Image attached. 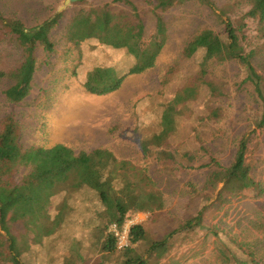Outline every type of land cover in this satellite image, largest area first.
I'll use <instances>...</instances> for the list:
<instances>
[{
    "label": "trees",
    "instance_id": "trees-1",
    "mask_svg": "<svg viewBox=\"0 0 264 264\" xmlns=\"http://www.w3.org/2000/svg\"><path fill=\"white\" fill-rule=\"evenodd\" d=\"M68 1L57 0L50 15L38 24H29L25 8L22 18L11 10L7 18L0 10V47L16 45L23 51L17 67L0 72V80L7 85L3 91L7 102L21 106L31 96L32 81L44 65L37 60L38 44L44 46L47 56L60 54L54 40L64 28L73 38L62 53L73 57L70 77L88 93L97 88L117 92L128 78L152 70L158 63L165 43L155 37L149 41L148 26H157L162 32L166 14L196 1L210 10L221 31L206 30L198 36L199 42L185 43L161 78L160 90L135 103L134 128L126 130L116 124L109 131L122 130L120 136L125 133L126 138L134 139L139 152L151 162L172 165L174 171L202 170L205 182L187 185L194 188L188 207L193 216L177 229L159 238L151 235L147 224H136L130 230L129 246L119 248L113 227L122 229L146 207H164L157 176L105 149H93L90 161L78 162L67 148L62 157L68 155L65 161L71 167H58L56 172L49 169L42 175H56L58 181H51V187L34 203L36 218L26 234L13 235L12 223L18 221V215L8 217L0 203V264H160L175 239L196 234L199 247L211 241L213 264H264L254 242L233 238L205 220L208 214L223 210L226 197L259 193L251 176L254 160L249 149L256 132L243 134L230 164H198L211 156L209 144L225 131V125L217 124L224 114L215 111L214 102L228 83L213 75L216 65L240 70L225 95L239 96L248 84L253 86L250 94L260 104L261 113H252L249 128L253 121L259 129L264 127V66L260 73L254 65L257 57H264V0H240L231 9L219 8L216 0H110L97 5L96 0H79L66 5ZM139 1L145 3L144 8ZM91 12L96 13L95 20L87 19ZM252 23L255 35L250 36ZM198 76H206V80L198 82ZM7 120L12 117L0 124ZM165 121L173 123L169 139L162 138ZM59 172L62 174L57 175ZM259 227L264 231V216Z\"/></svg>",
    "mask_w": 264,
    "mask_h": 264
},
{
    "label": "rangeland",
    "instance_id": "rangeland-1",
    "mask_svg": "<svg viewBox=\"0 0 264 264\" xmlns=\"http://www.w3.org/2000/svg\"><path fill=\"white\" fill-rule=\"evenodd\" d=\"M216 1L219 8L231 9L235 7L234 3L240 0ZM98 2L105 3L110 0H96L94 4L97 5ZM138 3L144 8V2ZM55 5L57 0H0V10L7 18L9 10L19 18L27 13L29 24L42 22L50 15ZM92 5L93 3L88 4L87 7ZM95 15V12H91L87 19L95 20ZM255 26L254 23L250 24V36L255 35ZM206 30L219 32L221 26L209 9L200 6L196 1L166 14L162 32L158 31L157 26H148V40L153 41L155 37L161 44L163 41L165 43L158 63L154 69L128 78L117 92L97 88L92 90L93 93H88L87 89L70 77L69 69L73 57L62 56L73 39L66 34V28L54 40L56 51L60 54L47 56L44 46L38 44L36 56L39 64L49 65L40 67L36 80L32 81L34 84H31V96L19 103L21 106L7 102L3 95L7 85L0 80V121L12 117V121L7 120L4 125L0 124V203L6 208L8 217L14 213L18 215V221L12 223L13 235L26 234L27 226L36 218L34 203L48 186L51 187V181H58L56 175H42L49 173V169L56 172L58 167V170L71 167V164L65 161L68 155L62 157L67 148L74 152L78 162L90 161L93 149H105L118 159L146 167L150 176L151 173L157 176L158 188L164 197V207L156 210L146 207L130 220L147 224L152 236L163 238L193 216L188 207L194 188L187 185H203V171H174L172 165L151 162L139 152L134 139L126 138L125 133L120 136L122 130L116 133L109 130L116 124L126 130L134 128L135 103L143 96L160 90L161 78L184 44L199 42L198 36ZM245 46L247 47L246 44ZM22 55V49L16 45L0 47V72L4 73L17 67ZM254 65L261 73L264 57H257ZM212 69L218 80L228 83V87L216 96L214 102L215 111L220 110L224 114L225 118L220 120V115L217 124L225 125V131L221 133V138L209 144L211 156L198 164L216 161L230 164L233 149H236L243 134L255 131L256 135H253V142L249 146L254 160L251 176L260 190L257 195L226 197L223 210L208 214L205 220L233 238L248 243L254 242L256 251L262 254L264 260V231L259 227L264 216V127L259 129L253 121L251 129L249 128L252 113L259 110L260 114L261 106L251 97V84H248L247 89L239 96L232 92L225 95L233 88V80H238V68L216 65ZM197 80L203 82L206 76H198ZM163 131L162 138L169 139V135L173 133V123L165 121ZM54 133L57 137H53ZM60 174L62 173L57 175ZM124 227L128 230L127 226ZM198 244L197 234L191 238L175 239L173 248L160 264H213L214 248L211 241L208 240L202 247Z\"/></svg>",
    "mask_w": 264,
    "mask_h": 264
},
{
    "label": "built area",
    "instance_id": "built-area-1",
    "mask_svg": "<svg viewBox=\"0 0 264 264\" xmlns=\"http://www.w3.org/2000/svg\"><path fill=\"white\" fill-rule=\"evenodd\" d=\"M136 224H138V222L137 223L136 222H130V223L127 222L125 224V226L128 227V230H125V227H123L122 229H118V228H116V226L111 229V231L114 233L115 239L117 240L119 248H125V247L129 246L130 230ZM122 238H123V241H122ZM126 239H128V240H126Z\"/></svg>",
    "mask_w": 264,
    "mask_h": 264
},
{
    "label": "water",
    "instance_id": "water-1",
    "mask_svg": "<svg viewBox=\"0 0 264 264\" xmlns=\"http://www.w3.org/2000/svg\"><path fill=\"white\" fill-rule=\"evenodd\" d=\"M77 1H79V0H70V1L66 2V5H69L70 3H74V2H77Z\"/></svg>",
    "mask_w": 264,
    "mask_h": 264
},
{
    "label": "bare ground",
    "instance_id": "bare-ground-1",
    "mask_svg": "<svg viewBox=\"0 0 264 264\" xmlns=\"http://www.w3.org/2000/svg\"><path fill=\"white\" fill-rule=\"evenodd\" d=\"M56 132H57V131H56ZM53 137H57V134H56V133H54V134H53ZM53 141H54V140H53Z\"/></svg>",
    "mask_w": 264,
    "mask_h": 264
}]
</instances>
